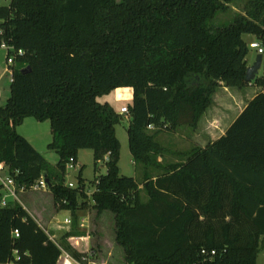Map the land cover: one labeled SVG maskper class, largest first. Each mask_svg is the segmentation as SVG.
I'll list each match as a JSON object with an SVG mask.
<instances>
[{"label": "trees", "instance_id": "obj_1", "mask_svg": "<svg viewBox=\"0 0 264 264\" xmlns=\"http://www.w3.org/2000/svg\"><path fill=\"white\" fill-rule=\"evenodd\" d=\"M232 6L239 11L219 22ZM0 30V39L24 50L0 106V162L18 185L44 175L55 205L78 222L88 195L80 174L76 186L65 184L66 165L91 149L95 162L108 155L92 208L114 214L126 264H256L264 238V69L245 81L243 36L264 42V0H9ZM221 82L260 91L217 139L181 162H158L164 148L149 126L196 128ZM122 86L133 95L132 159L159 171L142 182L145 201L134 177L120 173L119 114L99 101ZM28 116L49 120L55 164L16 131ZM71 235L60 243L19 202L0 206V264H57L61 248L80 260L87 252L66 243Z\"/></svg>", "mask_w": 264, "mask_h": 264}, {"label": "rangeland", "instance_id": "obj_2", "mask_svg": "<svg viewBox=\"0 0 264 264\" xmlns=\"http://www.w3.org/2000/svg\"><path fill=\"white\" fill-rule=\"evenodd\" d=\"M8 4L9 0H0V6ZM237 11L239 9L232 6L230 11L218 15L219 22L228 21L233 12ZM243 38L248 46L247 59L248 65H250L258 54L256 48L249 46L250 42L255 41L259 43L263 49L264 42L249 34L244 35ZM6 47V45L0 44V106L6 103L10 95L11 68L6 61ZM249 62L251 63L249 64ZM263 69L264 56L258 76L262 75ZM224 86L226 90L223 89ZM257 87V85L252 84L247 86L248 89L242 90L237 87L226 86L221 82L213 96L212 104L207 109L205 120L203 119L201 123H198L196 128L182 126L175 131L165 129L157 131L155 128H148V132L154 135L155 141L164 148L162 155H156L157 161L165 164L181 162L185 159L184 153L188 152L191 148L205 146L207 143L217 139L222 130L228 125V122L239 110L243 101L246 100V96L244 95L247 92H251L249 96L255 93ZM132 98V88L122 86L99 97V101L109 103L119 114L120 122L116 125L115 132L120 142L118 161L120 173L134 177L139 184L141 200L145 201L147 200V195L142 187V182L146 175L154 177L159 174V171L149 167L147 169L148 172H146L144 165L136 164L130 154L127 136L129 114L126 116L120 113V108L121 106H130ZM208 120L212 122L211 125L208 124ZM16 131L26 137L49 163L53 165L58 161L57 153L47 148V144L52 138L49 120L38 121L32 116H28L16 127ZM207 132H210V134ZM80 164L82 165L81 169ZM105 173V159L95 162L91 149H80L77 154L76 167L66 171L65 183L73 182L77 185V176L80 174L84 179L85 191L88 195L86 205L76 210L80 216L79 221L77 220L78 222H74V220L70 224L64 222L66 218H72V212L69 209H58L49 189L45 191H25L20 194L21 204L26 210L28 209L27 211H32L33 209L39 211L38 215L36 212H33V215L46 228V232L50 234L52 239L60 242L61 237L65 233L70 232L72 235L67 237L66 243L72 249H76L79 252L90 251L93 254L92 260L95 264H126L124 248L115 241L114 214L108 210L98 212L92 208L90 198L95 189V179ZM85 218L87 221H84V225L82 226V220H85ZM50 220H52V225L49 227ZM88 232L91 235V239L86 244V246H89L87 250L85 249V242ZM257 264H264V241L261 243L257 255Z\"/></svg>", "mask_w": 264, "mask_h": 264}, {"label": "built area", "instance_id": "obj_3", "mask_svg": "<svg viewBox=\"0 0 264 264\" xmlns=\"http://www.w3.org/2000/svg\"><path fill=\"white\" fill-rule=\"evenodd\" d=\"M1 35V30H0ZM0 44L6 45V61L8 66L11 68V81H12V66L15 64L16 59L20 56L24 55V50L22 48H15L13 45L6 43L4 40L0 39ZM249 46L251 48H256V52L263 54V47L253 41L250 42ZM120 113L125 114L126 116L129 114L128 106H121ZM152 128L151 126H149ZM108 158V155L105 156V159ZM76 167V162L73 158H70L69 162L66 165V170L72 169ZM69 187H74L76 184L73 182L65 183ZM48 189V183L46 182V177L41 175L32 185L26 187L25 185H18L15 179L12 177L9 171V166L5 162H0V206H6L9 202H19L21 204L20 194L24 193L28 190L34 191H45ZM22 205V204H21ZM64 222L66 224L71 223V219H65ZM81 225H84V219L82 220ZM12 234L17 237L19 232L17 229H14ZM52 238V237H51ZM202 253L211 255L215 254V251L205 252L202 250ZM92 253L90 251L87 252L85 256H83L80 260L74 258L67 250L61 248V255L57 261V264H95L92 260ZM11 264V263H7Z\"/></svg>", "mask_w": 264, "mask_h": 264}, {"label": "crops", "instance_id": "obj_4", "mask_svg": "<svg viewBox=\"0 0 264 264\" xmlns=\"http://www.w3.org/2000/svg\"><path fill=\"white\" fill-rule=\"evenodd\" d=\"M251 62H249V64H250ZM251 85V84H250ZM223 89L224 90H226V87L224 86L223 87ZM245 89H248L247 87H245L244 89H242V90H245ZM260 91V87H257V90L255 91V93H253V94H251L250 96H249V93H251V92H247L246 93V95H244V96H246V100L245 101H243V99H242V101H243V104L241 105V107L239 108V110L236 112V114L232 117V119L228 122V125L224 128V130H222V132H221V134H220V136L225 132V129L230 125V123L235 119V117L241 112V110L243 109V107L247 104V102L257 93V92H259ZM239 93H241V91H239ZM248 95V96H247ZM208 111V110H207ZM207 111L204 113V115L201 117V119H200V121H199V123H201V121H203V119L205 120V117H206V114H207ZM224 111V110H223ZM224 113V112H223ZM225 113H227L228 114V112L227 111H225ZM224 113V114H225ZM211 121L210 120H208V124L209 125H211ZM207 133H209L210 134V132H207ZM26 138V137H25ZM27 139V138H26ZM28 140V139H27ZM32 144V143H31ZM33 145V144H32ZM34 146V145H33ZM35 147V146H34ZM36 148V147H35ZM37 149V148H36ZM82 165L80 164V167H81ZM53 197V196H52ZM28 210V209H27ZM29 213H30V215L38 222V224L44 229V230H46V228L40 223V221L38 220V219H36L35 218V216L33 215V212H36V214L38 215L39 214V211L38 210H36V209H33L32 211H28ZM84 218V217H83ZM84 221H87L86 220V218H85V220ZM52 225V220H50L49 221V227ZM90 239H91V235H90V233L88 232V235H87V238H86V242H85V249H87L88 250V247L89 246H86V244H88L89 242H90ZM264 241V238L262 237L261 238V240H260V247H261V243ZM260 247H259V250H260ZM259 252V251H258ZM256 264H257V260H256Z\"/></svg>", "mask_w": 264, "mask_h": 264}, {"label": "water", "instance_id": "obj_5", "mask_svg": "<svg viewBox=\"0 0 264 264\" xmlns=\"http://www.w3.org/2000/svg\"><path fill=\"white\" fill-rule=\"evenodd\" d=\"M262 62H263V54L258 53L255 56L254 61L250 65H248L246 70H245L244 79L246 82H251L256 78V76L258 75L259 69L262 65ZM26 69H27V67L24 68L22 71L25 72ZM46 182L48 183L47 178H46Z\"/></svg>", "mask_w": 264, "mask_h": 264}]
</instances>
